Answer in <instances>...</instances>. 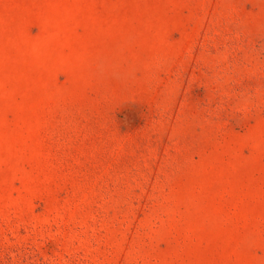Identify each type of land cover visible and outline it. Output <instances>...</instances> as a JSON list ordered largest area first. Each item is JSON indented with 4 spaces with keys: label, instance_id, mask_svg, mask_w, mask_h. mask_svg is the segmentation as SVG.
Masks as SVG:
<instances>
[{
    "label": "rangeland",
    "instance_id": "374dc122",
    "mask_svg": "<svg viewBox=\"0 0 264 264\" xmlns=\"http://www.w3.org/2000/svg\"><path fill=\"white\" fill-rule=\"evenodd\" d=\"M0 264H264V0H0Z\"/></svg>",
    "mask_w": 264,
    "mask_h": 264
}]
</instances>
